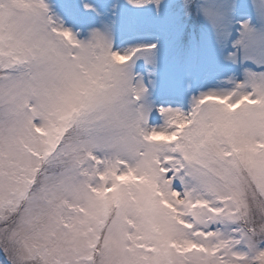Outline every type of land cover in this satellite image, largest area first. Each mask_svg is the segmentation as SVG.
<instances>
[{
	"label": "snow or ice",
	"instance_id": "6c2138e0",
	"mask_svg": "<svg viewBox=\"0 0 264 264\" xmlns=\"http://www.w3.org/2000/svg\"><path fill=\"white\" fill-rule=\"evenodd\" d=\"M164 4L0 0V264H264V0Z\"/></svg>",
	"mask_w": 264,
	"mask_h": 264
},
{
	"label": "rangeland",
	"instance_id": "374dc122",
	"mask_svg": "<svg viewBox=\"0 0 264 264\" xmlns=\"http://www.w3.org/2000/svg\"><path fill=\"white\" fill-rule=\"evenodd\" d=\"M51 3H57V0H50ZM114 0H97L101 11L107 10V4ZM93 21L88 19L81 20L75 25V31L83 33ZM159 25L164 26L167 30H161ZM69 26H73L69 22ZM169 28L171 29L170 31ZM185 33L186 39L195 36L197 42L210 50V38H201V24L194 17H188L182 9V0H165L162 14L159 18H152L146 24V30L143 32V37L146 39L159 38L162 42V53L166 59L172 60L181 55L180 45L177 43L176 35L178 32ZM187 33V35H186ZM81 39L86 38L81 35ZM124 37L120 40L123 41ZM162 98L176 99L177 96H162Z\"/></svg>",
	"mask_w": 264,
	"mask_h": 264
}]
</instances>
